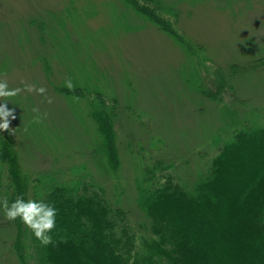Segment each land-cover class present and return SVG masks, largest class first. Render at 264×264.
<instances>
[{"label": "rangeland", "instance_id": "1", "mask_svg": "<svg viewBox=\"0 0 264 264\" xmlns=\"http://www.w3.org/2000/svg\"><path fill=\"white\" fill-rule=\"evenodd\" d=\"M263 60L264 0H0V79L47 90L0 100V151L11 138L26 174L103 190L142 245L146 169L171 167L158 192L169 173L192 190L248 120L264 128ZM2 225L0 264H36Z\"/></svg>", "mask_w": 264, "mask_h": 264}, {"label": "trees", "instance_id": "2", "mask_svg": "<svg viewBox=\"0 0 264 264\" xmlns=\"http://www.w3.org/2000/svg\"><path fill=\"white\" fill-rule=\"evenodd\" d=\"M248 123L249 130H237L225 142L192 190L169 173L158 192L159 173L171 167L146 169L150 182L142 206L152 218L154 238H142V245L126 210L109 203L103 190L73 177L65 182L26 174L8 138L7 149L0 151L1 169L8 168L0 173V198L9 203L18 196L43 199L56 210V227L52 243L42 246L19 220L7 221L2 210L0 225L16 229L18 256L36 264H264V128Z\"/></svg>", "mask_w": 264, "mask_h": 264}, {"label": "clouds", "instance_id": "3", "mask_svg": "<svg viewBox=\"0 0 264 264\" xmlns=\"http://www.w3.org/2000/svg\"><path fill=\"white\" fill-rule=\"evenodd\" d=\"M65 86L69 90L74 87L71 80H68ZM22 91L44 95L47 90L44 87L37 88L35 85L31 84H25L23 89H10L7 80L0 79V100L7 102V99L16 97ZM48 102L51 103V100ZM33 111H38V109H33ZM9 117L15 119L14 110L9 109L7 103L0 105V132L10 131L14 134V129H10L11 121ZM0 210H2L4 218L7 221L15 222L19 220L23 223L42 246H47L52 243L50 233L56 227L57 213L55 208L45 203L43 199H28L25 201L22 196H18L9 203L8 198L3 197L0 198Z\"/></svg>", "mask_w": 264, "mask_h": 264}]
</instances>
